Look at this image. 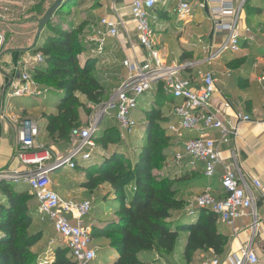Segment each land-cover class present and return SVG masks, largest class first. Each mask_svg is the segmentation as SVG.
<instances>
[{
  "label": "built area",
  "instance_id": "obj_1",
  "mask_svg": "<svg viewBox=\"0 0 264 264\" xmlns=\"http://www.w3.org/2000/svg\"><path fill=\"white\" fill-rule=\"evenodd\" d=\"M121 1L123 4L118 5L115 0H111L112 15L101 17L90 28L86 42L89 56L97 64H105L110 60L107 53L109 42L117 45L124 55L121 65L127 76L103 107L92 115L85 128L71 131V145L63 154L55 153L40 144L36 122L23 121L18 130L15 150L21 170L0 175V181L8 180L29 189L37 203L39 221L53 227L75 264H92L97 258V251L92 245V223L89 219L93 210L92 202L63 200L52 189L50 176L60 170H84L91 164L93 155L98 153L95 141L101 117L103 120L105 115L112 113L111 117L117 125L121 140L134 137L140 127L139 101L150 94L157 84H161L170 97L178 102L172 108L174 123L169 124L166 131L177 136L183 132L197 134V137L184 142L182 150L174 154V164L178 169L188 172L194 170L197 164H202L207 178L213 177L216 168L224 162L220 147L239 136L241 124L251 122L248 115L240 113L233 115V122L224 116L221 109L213 106L216 80L212 71L199 72L198 88L193 87L194 79L182 77L186 68L198 64L211 65L224 54L238 53L242 39L254 42L251 29L241 26L243 11L249 0ZM171 9L178 32L182 33L193 21L195 13L199 12L205 14L204 18L211 25L213 33L225 32V38L217 44L206 40L204 36L194 35L191 45L205 54V59L196 64H167L155 47V35L165 29L164 26L161 28L160 13L164 12L165 18H168ZM137 47L144 49L145 55L141 62L134 52ZM131 52L133 56L130 55ZM43 62L42 55L36 53L30 61L19 65V84L10 91L11 98L45 99L48 91L39 87L31 73L32 69L40 67ZM261 80L264 81V69ZM212 131L219 133L217 140L206 137V133ZM139 133L138 138L143 140L145 128ZM235 157L231 153V158ZM223 167L221 198L216 199L212 189L206 187L195 197L186 212L192 216L199 210H208L216 216L217 222L233 227L245 211L249 210L255 216L254 199L245 181L230 167ZM252 186L264 197V184L256 179L252 180ZM2 198L0 190V199ZM53 262L54 256L49 254L38 259V264ZM200 264H260V261L250 244H247L237 254L227 256L225 261L213 256L204 258Z\"/></svg>",
  "mask_w": 264,
  "mask_h": 264
},
{
  "label": "trees",
  "instance_id": "obj_2",
  "mask_svg": "<svg viewBox=\"0 0 264 264\" xmlns=\"http://www.w3.org/2000/svg\"><path fill=\"white\" fill-rule=\"evenodd\" d=\"M250 1L245 5L247 11ZM73 3L74 0L68 1L62 10L72 7ZM253 9L254 13L259 12V8ZM62 10L56 15L62 14ZM160 17L165 18L166 14L161 12ZM262 28L264 31V22ZM43 34V44L36 45L33 50L42 55L44 62L32 69V78L38 84L45 82L47 86L50 85L49 93L60 95L55 106L57 113L42 114V119L50 142H63L69 148L70 133L79 128L80 114L84 110L79 96L86 102L100 105L105 103V90L97 79L90 77L95 61L86 59L83 64L79 62L78 57L83 48L71 31L53 26ZM156 86L159 89L162 85ZM155 115H159V110L153 109L144 117L147 120L146 141L132 165L127 163L124 168L119 166L122 153H113L109 160H103L96 177H90L80 185L91 192L101 183L108 184L118 203L114 212L115 220L103 222L100 226L92 223V239L107 240L108 248L116 255L113 264H147L140 260V256L149 253L159 257L169 256L174 253L182 234L187 235L182 254L187 264L198 252H212L214 257L222 258L229 239L218 232L216 216L208 210H199L196 222L186 221L189 215L185 211V202L175 198L173 180L166 178L156 182L152 175L160 164V156L171 147V138L164 128L168 121L156 123ZM119 140L118 129L110 128L100 139L97 135L95 142L98 149L105 152L109 145H115ZM93 161L86 169L75 172L91 173ZM179 174L178 181H181L187 172L180 170ZM131 184L133 188L127 200L125 189ZM25 188L0 181L5 202L0 204V264H38L39 256L31 249L41 241L44 232H30L34 226V198L25 194L22 190ZM174 213L178 214L177 220L171 221ZM52 264L75 263L66 246L60 248V245H56Z\"/></svg>",
  "mask_w": 264,
  "mask_h": 264
},
{
  "label": "crops",
  "instance_id": "obj_3",
  "mask_svg": "<svg viewBox=\"0 0 264 264\" xmlns=\"http://www.w3.org/2000/svg\"><path fill=\"white\" fill-rule=\"evenodd\" d=\"M259 1L264 2V0ZM117 4L122 5L123 2L119 0ZM76 6H84L86 12V16L84 17L93 19L90 28L97 24L101 17L112 15L111 0H103L102 2L86 0L79 5L76 3ZM260 7L259 5L255 6V8H259V12L256 13V15L258 19H261V22H264V12L260 11ZM204 15L205 14L199 12L195 13L193 21L186 26L182 33L178 32L175 23L169 25L168 21H166L167 18H161V28L164 26L166 30L160 28L161 30L158 32L160 34L158 36L155 35V47L156 41L164 43L163 46H158L156 49L167 64L171 62H176L178 64L191 62L196 64L205 59L206 55L200 50L193 48L191 45L193 42L191 38L197 34L193 36L188 35L189 30H194L198 26L200 22L199 19L202 20V23L199 24L197 28H202L203 23H208ZM243 18L242 25L244 26L247 24V20L245 16ZM0 26H4L5 28L16 27L19 29L23 27L19 25V23L14 24L13 22L5 20H0ZM170 27H172L174 33L178 35V38H176L177 40H174L175 44L172 45L167 35V31ZM208 31L206 36L201 34V36H204L208 41L217 43V41L224 37L220 35V32L213 33L211 25L208 27ZM0 37V175H8L21 170L20 163L15 154L17 135L21 123L25 120H34V122L38 124L40 136L42 133L44 137L48 139L42 114L55 115L57 113L55 106L58 104L59 96L56 98L57 96L53 95L54 99H51L49 98V94L51 93H48L45 99L11 98L9 96L10 91L14 86L19 84V65L30 61L37 52L33 49L30 50L34 39L29 40V36L28 38L27 36L22 38L21 41L23 44L20 45H14L13 40L15 37L13 38L11 35L8 36L5 32L0 33ZM261 37L264 40V35H261L260 38ZM262 39L258 38L261 47L258 52L253 54L254 56H252V58L249 52L242 51L241 46L249 47L251 43L253 44L254 42H247L242 39L240 51L238 53L224 54L211 65L198 64L192 68H186L182 72V77L194 79L195 83L193 87L198 88L200 86V82L197 80L199 72L212 71L215 74L216 80L214 84L215 92L212 98L213 106L221 109L224 116L231 121H233L232 117L235 113L248 115L251 119V122L239 126V136L236 139L220 147L219 150L222 153L224 162L216 168V173L213 177H205L203 165L197 164L194 170L190 172L186 170L187 174H185L184 180L180 181H185L186 188L192 187L197 190L196 196L206 187H210L214 197L219 199L221 198L220 180L224 173L223 165H225L236 172L238 177L244 180L249 186L251 195L254 199L255 216L252 215L251 211L247 210L244 212L243 216L235 221L233 227L217 222L218 232L227 236L229 239L224 256L221 259L219 258L222 261H225L227 256L237 254L241 248L250 244L252 250H254L258 256L260 264H264V197L252 186V180L256 179L264 184V81L261 80L264 69V42ZM134 52L137 53L138 56H135H137L141 62L145 55L144 49L137 47ZM107 53L108 59L110 60L102 64L103 66L108 67L113 64H118L124 59V55L119 47L115 44H111V42L108 43ZM130 55L133 56V52H131ZM86 59H91V57L89 55L85 56L84 60ZM176 103L178 102L170 97L168 103L170 105L168 125L174 123L172 108ZM168 125H166V128ZM135 136L127 139H138V143L143 141L138 138L140 136L139 132H136ZM168 136H170V138L172 137L170 152L172 155L171 166L173 168L171 169L173 172L171 175L176 177V179H180V169L175 166L173 156L175 153L182 150L184 142L188 139L197 137V134L183 132L177 136L168 133ZM206 137L217 140L219 138V133L216 131L207 132ZM38 141L40 142V139H38ZM231 153L235 154V159L231 158ZM51 176L52 189L56 191L63 200L70 197H73L72 200L78 197H82L81 199H83V192L85 189L80 186L78 190L74 189L71 182L66 180L61 172H55L51 174ZM5 181L13 186H17L8 180ZM182 200L188 201L187 199ZM3 202L4 197L0 199V204L5 203ZM34 203L36 204V208H34L32 215L34 225L36 224V221H34L36 217L38 223L46 224L47 227L53 229L49 223H41L39 221L37 203L35 200ZM186 218V221L190 223L196 222L198 219V211ZM175 220H177V218ZM42 231L45 234V230ZM43 238L44 237H42L41 241L31 249L32 252L46 244H42ZM93 241V247L97 251V258L92 264L96 261H99V263L103 262L100 257H105L109 264H113L116 255L108 248L107 240L98 238L93 239ZM185 242L186 239L182 241L183 248ZM198 253L196 254L198 255ZM207 253L212 254V252ZM146 255L148 254L140 256V260L146 261L147 264H152L145 258ZM103 264L105 263L103 262Z\"/></svg>",
  "mask_w": 264,
  "mask_h": 264
},
{
  "label": "rangeland",
  "instance_id": "obj_4",
  "mask_svg": "<svg viewBox=\"0 0 264 264\" xmlns=\"http://www.w3.org/2000/svg\"><path fill=\"white\" fill-rule=\"evenodd\" d=\"M86 0H77L72 7H67L66 9L62 10V14L55 15L51 21L47 29H45L44 32L47 30H51L53 26H57L58 28H61L63 30L71 31L74 36L80 41L83 51L79 55L78 59L81 64L85 62L84 57L88 56V44L86 42V38L90 31V26L93 22V19L86 16V12L84 10V6H76V3L82 4ZM118 2L119 0H115ZM53 0H0V20H5L8 22L19 23V25L23 26L21 29L16 27H10L5 28L4 26H0V33H4L8 36L11 35V37H15L13 40L14 45H20L23 44L21 41L22 38L25 36H29V40L35 38V34L38 27V21L41 19V17L45 14V12L50 8V6L53 4ZM261 6L260 11L264 12V2L259 0H251L249 3V8L247 11V8L244 9L242 18L245 16L247 20V26L251 29L252 35L254 36V43L249 46L248 44H245L246 46H241V49L243 52H249V54L254 56L253 54L258 52L260 49V44L258 41L261 35H264V31L262 28L263 22H261V19H258L256 13H254V7L255 6ZM76 6V7H75ZM247 11V12H246ZM169 18L166 19L168 21L169 25H172L175 23V18L173 16L172 10L169 11ZM244 19V18H243ZM199 24L202 23V20L199 19ZM199 24L197 27H199ZM245 24V23H244ZM202 28H195L194 30H189L188 35L193 36L194 34H202L206 36L208 34V27H210L209 23H203ZM242 26V22H241ZM173 30V31H172ZM43 32V33H44ZM160 33H157L158 36ZM168 38L170 39V44H175L174 40H177L178 35L174 33V29L172 27L169 28L167 31ZM220 35H223L225 38L226 33L220 32ZM222 38V39H223ZM220 39L217 41V44H220L222 41ZM45 38L44 34L41 35L37 45L40 46L43 44ZM263 40V39H262ZM264 42V40H263ZM26 43V42H25ZM163 42H157L156 41V47L163 46ZM171 51V50H170ZM171 58V55H170ZM127 76L126 70L122 67L121 62L118 64H113L111 66H103L102 64L94 63V66L91 69L90 77H93L98 80L101 86L104 88V94L106 96V100L109 99L110 95L118 88L120 82ZM53 86V85H51ZM39 87L42 90H49L50 85L47 86L45 82L39 84ZM155 87V89L142 98L139 101L138 110H142L139 112V120L138 123L140 127L138 128V132L142 130L143 127L146 126V114L150 111L159 110V115H155V122L161 124L162 122L169 120V113H170V105L168 104L170 101V95L164 90L163 86ZM49 93V91H48ZM54 94H49V98L54 99ZM60 97V95H58ZM58 96L56 98H58ZM107 96H109L107 98ZM80 102L84 105V110L81 111L80 114V123L79 128H85L88 123L90 122V119L92 115L99 111L103 105H94L89 102H86L85 99L81 96H79ZM111 114H107L104 116L103 120L100 123L99 131H98V139L102 137L105 132H107L110 128L116 129V123L113 121ZM34 121V120H31ZM36 121V120H35ZM166 128V127H164ZM163 130V129H162ZM166 130V129H165ZM168 135L167 131H165ZM136 137V136H135ZM137 138V137H136ZM172 138V137H171ZM40 144L45 146L47 149L53 150L55 153L63 154L65 153L69 148L68 146L63 142H56L52 143L49 139L45 138L44 135L41 133L40 136ZM138 140V139H137ZM135 139H127V140H119L115 145H109L107 147V150L104 152L102 149H98L94 156V169L91 173H79V172H69L66 170H60L59 172L62 173L63 177L71 182V184L74 186V189L78 190V187L82 183H86L90 177L94 178L98 175L97 171L101 168L103 160H109L111 155L113 153L119 152L122 153L121 162L119 163V166L125 167L126 164L132 165L135 160L137 159V156L139 155L141 149L145 145L146 137L144 135L143 141H140L139 143ZM172 144V139L171 142ZM97 144H99V140H97ZM98 146V145H97ZM174 146V143H173ZM159 166L156 167V169L152 172V175L155 177V181L164 180L166 178H171L173 181V186L175 189V198L182 200L187 199L188 201L185 202V211L190 208V205L192 204V201L195 199L197 193L194 188H186L185 181L180 182L176 177H174L172 174L173 168L172 165V155L169 150L165 151L159 158ZM58 172V173H59ZM52 177V176H51ZM133 185L131 184L125 189V196L127 200L130 199L131 192H132ZM185 189V190H184ZM24 190L25 194H30L31 192L28 189H22ZM188 190V191H187ZM83 199L80 197L74 198L73 200L81 201V200H89L92 202V213L90 215V222L93 223L95 226H100L103 222H108L115 220L114 212L118 208V203L115 201L112 190L108 184L101 183L99 184L93 191L89 192L85 190ZM199 194V193H198ZM73 197H70L66 200H72ZM65 200V199H64ZM33 208H36V204H33ZM176 213L173 214L172 220L174 221L177 218ZM37 218H34V221H36V224L33 226V228H30V232L37 231L39 229L45 230L44 238L42 240V244L46 243L44 246L39 247L36 249L33 253L37 254L39 258L44 257L45 255L49 254L50 256H54V250L53 247L56 245H60V248H65V244L60 240V238L57 236L55 231L47 227L46 224H40L36 220ZM98 239V238H96ZM186 239V234H182L180 237V240L176 246V249L173 254L169 256L159 257L155 253H150L146 255L145 258L148 259V262L152 264H187L183 260V246L182 241ZM92 241V245H94ZM50 247L51 250H50ZM213 254L209 253H198L193 256L191 259L190 264H199L203 258L213 257ZM100 259L105 263L109 264L108 260L105 257H100ZM221 259V258H220ZM99 260V258H98ZM103 262L99 263V261H96L94 264H103Z\"/></svg>",
  "mask_w": 264,
  "mask_h": 264
},
{
  "label": "water",
  "instance_id": "obj_5",
  "mask_svg": "<svg viewBox=\"0 0 264 264\" xmlns=\"http://www.w3.org/2000/svg\"><path fill=\"white\" fill-rule=\"evenodd\" d=\"M53 1H54L53 4L50 6V8L45 12V14L38 21V27H37V31L35 34L34 42H33L32 46L30 47V50H32L37 45V43H38L41 35L43 34V31H44L45 27L47 26V24L56 15V13H58L63 8H65L66 3L70 0H53ZM76 1L77 0H74V3ZM101 120H102V117L100 119V122H101Z\"/></svg>",
  "mask_w": 264,
  "mask_h": 264
}]
</instances>
